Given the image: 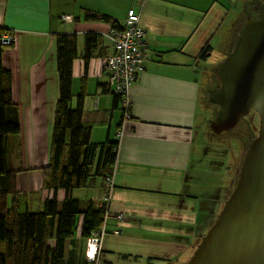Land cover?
Listing matches in <instances>:
<instances>
[{
    "label": "crops",
    "instance_id": "0c3cea01",
    "mask_svg": "<svg viewBox=\"0 0 264 264\" xmlns=\"http://www.w3.org/2000/svg\"><path fill=\"white\" fill-rule=\"evenodd\" d=\"M242 1L0 0V26L16 36L4 50L3 62L11 72L13 97L21 112L20 132L8 137V158L18 170L16 188L30 200L28 206L39 210L55 193L45 186L43 168L50 160L59 97L57 34L77 36L73 106L83 90V119L92 127V141H119L111 185L106 181V189L101 181L95 194L96 203H107V233L96 256L100 264H181L208 231L215 216L210 217L221 211L224 195L231 194L239 168L235 174V163L234 168L227 166L233 179L227 193L218 188L223 186L220 179L230 155L219 153L212 145L215 138L208 136L211 105L206 90L211 88L213 66L204 61L214 52L213 41L229 15L234 21L250 0ZM130 8L139 14L144 29L146 61L126 96L131 113L124 115L122 103L114 105L105 71L106 58L113 52L108 36L112 26L87 20L85 14L86 10L106 13L123 27ZM63 14L71 15V20H63ZM86 33H97L100 41L85 72ZM201 103L204 116L199 115ZM218 154L226 155L224 161ZM55 194L63 200L66 190ZM73 195L89 199L76 190ZM120 213L122 220L117 217ZM81 226L82 216L66 255L76 262L87 256ZM54 243L51 238L49 244Z\"/></svg>",
    "mask_w": 264,
    "mask_h": 264
},
{
    "label": "trees",
    "instance_id": "16d2710c",
    "mask_svg": "<svg viewBox=\"0 0 264 264\" xmlns=\"http://www.w3.org/2000/svg\"><path fill=\"white\" fill-rule=\"evenodd\" d=\"M85 18L110 23L112 28H121L106 13L86 10ZM8 34V29L0 26V264H100L98 257L89 258L88 245L85 260L76 262L67 259L68 242L76 236L81 216V236L87 239V243L94 231L103 225L107 233V203L98 204L91 198L75 197L73 191L93 186L98 177L106 185L107 178L113 175L119 141H92V127L83 119V90L76 98V106H73L72 74L73 62L78 57L77 36L75 33L57 34L59 97L50 160L43 171L45 186L55 193L65 189L66 196L59 200L54 193L43 201L39 210L28 206L30 200L22 197L16 188L18 170L8 158V137L21 130V112L13 97L12 75L3 62L4 50L10 45L3 44L2 38ZM99 41L97 33H86L82 56L85 72ZM203 55H206V51H203ZM111 91L114 105L118 106L121 102L123 114L129 115L130 104L123 103L125 97ZM51 238L55 240L53 246L49 244Z\"/></svg>",
    "mask_w": 264,
    "mask_h": 264
},
{
    "label": "water",
    "instance_id": "95a60500",
    "mask_svg": "<svg viewBox=\"0 0 264 264\" xmlns=\"http://www.w3.org/2000/svg\"><path fill=\"white\" fill-rule=\"evenodd\" d=\"M214 73L219 85L206 90V102L217 108L212 131L234 127L252 109L260 126L231 194L184 264H264V10L242 22Z\"/></svg>",
    "mask_w": 264,
    "mask_h": 264
},
{
    "label": "built area",
    "instance_id": "2783aa9c",
    "mask_svg": "<svg viewBox=\"0 0 264 264\" xmlns=\"http://www.w3.org/2000/svg\"><path fill=\"white\" fill-rule=\"evenodd\" d=\"M71 20V15L63 16ZM140 16L135 9L130 8L127 12L125 24L121 28H111L108 36L114 46L113 52L106 58L105 71L108 77L109 87L123 95L124 102L128 104L126 96L129 89L138 78V74L145 67L146 51L144 45V29L139 26ZM13 34L4 35L2 43L9 45L13 41ZM111 178H107L108 186L111 185ZM107 192L105 199L108 201ZM107 216V214H106ZM117 217L122 218L119 214ZM106 219V217H105ZM106 221V220H105ZM105 225L94 231L89 239L88 248L93 252L92 259L98 254L102 246L103 237L106 234ZM119 233L118 230L115 231Z\"/></svg>",
    "mask_w": 264,
    "mask_h": 264
},
{
    "label": "rangeland",
    "instance_id": "374dc122",
    "mask_svg": "<svg viewBox=\"0 0 264 264\" xmlns=\"http://www.w3.org/2000/svg\"><path fill=\"white\" fill-rule=\"evenodd\" d=\"M245 1H248V0H244V1H242V2H245ZM235 9H237V7L236 8H233V10H231V12L232 11H234V12H236V10ZM64 15H66V14H63V16ZM63 16H62V19L63 20H66L65 18H63ZM230 17H229V19L227 18V22L225 23V25H224V27H221V29H220V31H219V33H218V35H217V38L213 41L214 42V47H215V49H214V52L211 54V55H209V56H207L206 57V59H205V64H207V65H209V67H212V65H214L215 63H217V62H219L220 60H221V58L223 57V55H224V52H225V48H226V46L229 44L228 42H229V37H228V35H229V33H230V31H229V29H231V26H232V23H233V15L232 14H230L229 15ZM232 18V19H231ZM226 26V27H225ZM237 26V25H236ZM237 31V30H236ZM12 34V33H11ZM235 34H236V32H235ZM13 37H14V39H13V41L9 44V45H11V44H14V42H15V40H16V36L13 34ZM231 37V36H230ZM232 39H234V36L232 37ZM229 47V46H228ZM112 48H114V46H112ZM203 98H204V96H203ZM202 98V99H203ZM204 103H201V104H199V115L200 116H204V114H205V112H204ZM210 109H211V113L210 114H208V118L209 119H211V116H212V118H213V116H214V113H213V111H212V107H210ZM207 121V120H206ZM204 127H206V125H205V122H200ZM207 123V122H206ZM204 129H203V133H204ZM235 132V131H234ZM202 133V134H203ZM227 133H229V132H227ZM208 136L209 137H211L210 136V134L208 133ZM212 138H215L214 139V142L215 143H212V145H213V147H215V149H217V151L219 152V153H223V152H225L226 154H227V152L229 153V160H230V162L227 164V165H225V168H226V172H223L224 173V175H223V177L220 179V182L222 183V185L223 186H218V188H220L221 190L223 189L224 191L223 192H225L226 191V193L229 191V185H228V183H229V181L231 182L233 179L232 178H230V173H229V171L227 170L230 166H232L231 168H234V165H233V163H235V165H236V167H235V169H233V171L235 172V174H236V171H237V169L239 168V170H240V167H241V164H242V161H243V155H244V152H245V148H243L242 147V141L241 140H238L237 139V137L235 136V135H233V133H230L229 134V136L228 137H224V139H222V138H218V137H212ZM217 140H219V141H221V143H218V144H216L217 143ZM247 147V146H246ZM238 154H240V156H236V155H238ZM215 155H217V153L215 154ZM218 156H219V158L221 159L220 161H224V157L226 156V155H224L222 158H221V155L220 154H218ZM239 157V158H238ZM217 158V157H216ZM240 161V162H239ZM221 162H219V166L221 165L220 164ZM222 166V165H221ZM227 166H229L228 168H227ZM235 177V175L233 176V178ZM235 180H236V178H235ZM225 183V184H224ZM227 184V185H226ZM101 185V177H98L97 179H96V183H94L93 184V186H88V187H85V188H82V189H77L76 190V194H84V195H87L88 196V198H90L91 196H93L94 197V201L96 202V196H95V194H98L99 193V191H100V186ZM106 186V189H107V185H105ZM106 194V193H105ZM228 196L229 195H224V197H223V200H225L226 201V199L228 198ZM12 198V197H11ZM11 203V202H10ZM225 203V202H224ZM224 203H222L223 205H224ZM223 207V206H222ZM221 210V209H220ZM120 214H122L123 215V213H120ZM219 213H217V214H213L211 217H210V220L213 218V220H212V223H210L211 225L213 224V221H215V219L217 218V215H218ZM124 218V215H123V217L122 218H119L118 217V219H120V220H122ZM210 225V226H211ZM210 228V227H209ZM103 241V240H102ZM193 254V253H192ZM192 254H190V255H188V256H184L183 257V259L180 261V263L181 264H184V263H186L188 260H189V258L191 257V255ZM159 264H164V263H161V261H159ZM170 264H172V262L170 263ZM175 264H179V261L177 262V263H175Z\"/></svg>",
    "mask_w": 264,
    "mask_h": 264
},
{
    "label": "flooded vegetation",
    "instance_id": "af4514ba",
    "mask_svg": "<svg viewBox=\"0 0 264 264\" xmlns=\"http://www.w3.org/2000/svg\"><path fill=\"white\" fill-rule=\"evenodd\" d=\"M263 10H264V0H250L247 5H243L242 9H239V11L235 15L231 29H229L230 31L228 35L229 44L226 46L224 55L219 62H221L224 58H226V56L232 51L234 39L238 34V30L242 22L249 16H258ZM233 36H234V39H232ZM219 62H217L216 64H218ZM212 66H213L212 72L209 75L208 82H210L211 88H215L219 85V83L214 73V68L216 65H212ZM211 107L215 115L217 108L214 106H211ZM210 120L211 119L208 120L209 125H210ZM259 126H260L259 112L257 110L252 109L246 116L242 117L234 127L227 129V130H223L220 133H215L214 131H212L210 127L208 133L210 134L211 137H218L222 139H224V137H228L230 133H233V135H235L238 140L242 141V147L245 148L246 150L251 139L258 134Z\"/></svg>",
    "mask_w": 264,
    "mask_h": 264
},
{
    "label": "clouds",
    "instance_id": "9594fccd",
    "mask_svg": "<svg viewBox=\"0 0 264 264\" xmlns=\"http://www.w3.org/2000/svg\"><path fill=\"white\" fill-rule=\"evenodd\" d=\"M98 253H99V252H98ZM97 255H98V254H97ZM97 255H96V256H97Z\"/></svg>",
    "mask_w": 264,
    "mask_h": 264
}]
</instances>
